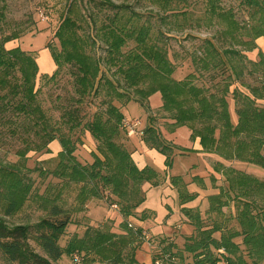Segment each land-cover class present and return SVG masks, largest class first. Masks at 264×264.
Here are the masks:
<instances>
[{"label": "trees", "instance_id": "trees-1", "mask_svg": "<svg viewBox=\"0 0 264 264\" xmlns=\"http://www.w3.org/2000/svg\"><path fill=\"white\" fill-rule=\"evenodd\" d=\"M181 1L188 0H179V3ZM237 1V7L223 8L221 0H204V12L217 18H236L238 8L239 17L256 20L258 24L248 30L253 36L251 45L254 47L255 39L264 36V0ZM165 2L169 3V0ZM78 3L85 7L91 4L87 16L90 20L85 21L94 27V36L85 34L82 37L77 31L79 18H83L74 8ZM159 6L163 14L152 10L146 14L141 4L133 5L128 0L118 3L113 0H69L54 34L61 48L58 52L51 51L56 67L49 74L39 71L34 51L23 50L18 45L6 47V43L16 39L18 34L4 33L6 6L0 0V147H10L9 151L23 159L30 151L50 152L49 144L58 141L60 160L51 172L80 183L78 198H82L81 201L100 198L101 192L107 198L113 196L116 203L112 206L123 215L126 231L117 234L109 228L89 227L83 236H74L63 247L59 238L69 224L68 217L42 218L37 223V240L46 254L43 256L29 243V225H9L3 218V215H11L21 208L30 185L23 180L18 169L0 163V212L3 213L0 215V254L8 262L53 264L66 253L79 254L86 260H98L104 264H147L137 258L139 243H142L139 239L141 229L129 226L127 219L134 217L145 201V184L159 183L158 172L150 166L139 168L132 152L119 140L124 114L114 104L116 98L135 95L136 100L143 102L159 92L162 108L170 113L175 122L173 125L187 126L191 138H199L201 152L218 153L221 143L228 145L232 142L234 149L222 153L223 157L229 158V154L264 166V107L258 100L264 98V93L243 80L244 63L251 61L245 60L240 53L238 57L234 49L223 48L217 41L224 42L222 36L205 37L200 40L201 56L192 55L194 71L177 80L173 77L176 63L170 59L172 48L168 37L171 35L166 32L168 30L160 28L155 36H151L154 26L151 18L156 26L164 23V27L179 14L176 27L183 31L185 28L180 24V17L185 18L190 11L186 6L175 13H170L172 9L164 13L166 6ZM146 18H150L149 25L143 23ZM236 23L235 19L230 20L231 27L237 28ZM222 31L231 34V30ZM98 39L102 43L101 53L88 52L87 46L92 45L95 49ZM129 41L133 46L128 47ZM260 64L264 66V61H259ZM65 65H69L74 90L72 93L68 91L67 96L57 93L56 102L46 107L40 99L42 84L36 85L37 77L47 82L60 81L61 68ZM210 69H213L212 74ZM244 87H250V91ZM231 99L237 104L236 123L230 120L228 104ZM93 103H98L99 107L88 113ZM54 111L58 114L55 115ZM158 131L148 124L140 135L144 144L165 156L168 166L172 157ZM84 133L96 142L91 148L94 159L87 163L79 162L74 155L77 146L84 142ZM222 169L226 184L220 186L218 193L210 195L211 208L222 211V206L229 209L228 205L232 204L234 211L230 209L224 213L221 222L214 221L208 228H198L199 238L187 246L197 258L192 264L217 259L216 254L208 251V246L217 250L223 248L229 264H260L264 261V180L225 165ZM187 196L192 195L181 191V203ZM47 202L48 198L42 197L43 207ZM182 208L197 224L201 222L197 210L194 214L192 208ZM50 209L54 215L63 211L54 203ZM145 211L141 208L139 212ZM216 231L220 233L218 238L213 236ZM155 260L152 258L150 264H155ZM164 262L167 261L162 264Z\"/></svg>", "mask_w": 264, "mask_h": 264}, {"label": "rangeland", "instance_id": "rangeland-1", "mask_svg": "<svg viewBox=\"0 0 264 264\" xmlns=\"http://www.w3.org/2000/svg\"><path fill=\"white\" fill-rule=\"evenodd\" d=\"M113 1L118 3L122 0ZM128 1L133 5L141 4V8L144 9L146 14L149 10L163 14V9L159 4L166 6V12L164 13L170 12L171 9L170 13H175L186 6L190 11V14L185 18L180 17V24L185 28L183 31H179V28L176 27V21L179 24V14L177 17H172V21L167 22L168 25H164V27V23L156 26V23H153L151 18V24L152 26L154 25L150 32L151 36H155L160 28L168 30L169 32H166L171 35L170 38L168 37V42H170L172 48V51H170L172 58H169L176 63L174 78L179 80V78L194 71L192 55L201 56L203 47L200 40L202 38H220L222 36L224 42L219 39L217 41L223 48L234 49L238 52V57L240 53L244 55L245 60L251 61L244 63L246 66L243 77L245 84L255 86L260 93H264V66L258 65L259 61H264V55H259L255 46L252 47L253 36L248 32L251 26L258 24L256 20L246 18V16L239 17L238 8H236L238 12L236 9L234 10V12L236 11V18H217L216 16H211L210 13L205 14L203 8L204 0H188L189 4L186 1L179 3V0H169V3H164V0H154L155 2L153 0ZM68 2L69 0H2V4L6 6L4 8V33L18 34L16 39L6 43V47L18 45L23 50L34 51L35 56H37L39 71L52 73L56 66L52 60L51 51L58 52L61 48L60 42L54 34L62 21L61 17ZM235 5L236 7L238 6L237 0H221L223 8ZM90 6L91 4L85 7L81 3L74 6L77 12L83 16V18H79V26L77 27V31L80 34L82 33V37L86 35L87 37L94 36L96 32L93 29L94 27L87 25L85 21L90 20V18H87L89 12H91ZM102 19L100 18V20ZM146 19L143 23L149 25L150 18ZM231 19H235L237 28L230 26ZM100 20L98 24H100ZM223 29L226 32L231 30V34L229 32L223 33ZM243 42L246 43L244 44ZM131 46H133V42L129 41L128 47ZM99 48L102 49V43L98 39L95 49L91 45L89 48L87 46V51L91 53L97 52L99 55L101 53ZM68 69L69 65L61 68L62 76L60 81L57 79L55 82H47L37 77L36 85L42 84L40 99L44 106L51 107L53 102H56L57 93L61 96H67L69 92L72 93V90H74L71 86L72 76ZM212 71L213 69L209 70L210 74H212ZM108 75L110 76L109 73ZM205 75L207 76L208 73ZM204 78H199L198 80ZM246 88L244 87V89ZM246 90L250 91V87ZM136 97L135 95H129V98H116L113 102L124 114L123 129L119 140L123 141L128 150L131 152L135 151L143 159L144 163H147L145 165L152 167L158 172L159 183L154 185L146 183L144 186L145 201L138 210L140 211L142 208L146 211H137L134 213V217L127 219V222L131 224H127V226L141 229L139 239L142 243H139L137 258L150 264L152 258L155 259L168 253L167 255L171 256L170 260H165L167 262H164V264L169 261L173 262V264H192L197 258L193 256L192 252L187 250V246L199 238L198 228H208L214 221L221 222L223 221L224 213L229 212L230 209L234 211L232 204L228 205L229 209H227V206H222V211L211 208L213 201H211L210 195L218 193L220 186L226 184V175L223 174L222 165L252 174L261 180H264V166L231 157L229 154H226L229 158L223 157L222 153L230 152L234 149L232 142L228 145L221 143L220 146L219 144L221 148L218 153L195 150L193 148L195 139L191 138V130L189 129L188 138L180 137L186 126L173 125L175 122L170 118V113L162 108V98L159 92L154 93L143 102L136 100ZM258 100H260V106L264 107V98ZM228 105L230 120L236 123L238 120L236 114L237 104L231 99ZM97 107H99L98 103H93L89 107L88 113L93 112ZM54 114L57 115L58 113L54 111ZM134 120L140 121L141 125L132 126ZM148 124H152L159 129L158 132L161 139L167 146L166 151L172 157L170 165L166 166V158L157 149L159 153L150 154L146 152L143 136L140 134H142V130ZM83 139L84 142L77 146L74 155L81 163L92 162L94 158L91 154V148L96 145V142L86 133H84ZM56 144L59 145V150H61L60 143L55 140L49 144L50 152L30 151L27 153L26 158L23 159H20L14 152L9 151L10 147L8 149L6 146L0 147V163L3 165L8 164V167L12 166L18 169L20 174L23 175V180L30 185L28 197L21 208L11 215H3L1 212L0 215H3L4 220L9 225H29V243L35 251L43 256H46V254L37 240L39 234L37 223L42 218L55 220L68 217L69 224L59 238V244L63 247H66L74 236H83L89 227L109 228L117 234L126 233L122 223L124 220L123 215L116 207L112 206L113 203H116V201H113V196L112 199L107 198L101 192L100 198L91 197L81 201L82 198H78L80 183L76 184L66 177L63 178V176L51 172L54 168H57L60 160ZM146 147L151 148L148 145ZM181 191L185 194L190 192L192 195L183 199L184 203H181ZM42 197L48 198L45 207L42 206ZM53 203L63 210L60 214L54 215L51 212L50 208ZM117 206L120 208V204ZM184 206L192 208V213L195 210L198 211L201 217L199 224L190 215H186L182 208ZM201 223L202 226H200ZM219 234L216 231L213 236L218 238ZM236 240L239 241V238ZM167 249H170L169 252L164 251ZM216 250L208 246V251L213 252V255L217 253ZM0 264L12 263L8 262L0 254ZM53 264L104 263L98 260L91 262L79 254L65 253ZM260 264H264V261H261Z\"/></svg>", "mask_w": 264, "mask_h": 264}, {"label": "crops", "instance_id": "crops-1", "mask_svg": "<svg viewBox=\"0 0 264 264\" xmlns=\"http://www.w3.org/2000/svg\"><path fill=\"white\" fill-rule=\"evenodd\" d=\"M255 49H256V51L260 54H264V36H260V37H258V38H256L255 39ZM229 112H230V109H229ZM185 130L181 133V138H188L187 136H188V132H189V128L186 126L185 128H184ZM54 142V141H53ZM194 143V142H193ZM56 146L58 147V151H59V149H60V147H59V145L58 144H56ZM144 147L146 148V152H148V153H150V154H153V153H157L158 151L155 149V148H147L146 147V145L144 144ZM193 148L195 149V150H198V151H200L201 150V145H200V143H199V138H196L195 139V143H194V145H193ZM159 153V152H158ZM131 156H132V158H133V160H134V162L136 163V165L139 167V168H142V167H144V166H147V165H145V164H147V163H144V161H143V159L134 151V152H132V154H131ZM162 156H164L163 154H162ZM165 157V156H164ZM245 164H247V163H245ZM147 264H149V263H147Z\"/></svg>", "mask_w": 264, "mask_h": 264}, {"label": "built area", "instance_id": "built-area-1", "mask_svg": "<svg viewBox=\"0 0 264 264\" xmlns=\"http://www.w3.org/2000/svg\"><path fill=\"white\" fill-rule=\"evenodd\" d=\"M140 125H141V122L138 121V120L137 121L134 120L133 123H132V126H140ZM224 254H225L224 249L223 248H219L217 250V253H216V255L218 256L217 259L213 260L212 262H203L201 264H229L228 260L224 257ZM170 257L171 256H169L167 254L163 255V256H160V257L156 258L155 264H162V261L170 260Z\"/></svg>", "mask_w": 264, "mask_h": 264}]
</instances>
